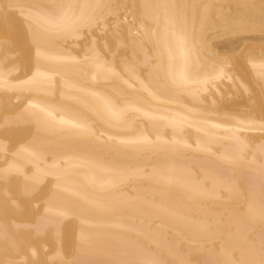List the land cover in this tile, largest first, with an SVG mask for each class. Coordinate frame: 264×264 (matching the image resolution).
Returning <instances> with one entry per match:
<instances>
[{
  "label": "bare ground",
  "instance_id": "bare-ground-1",
  "mask_svg": "<svg viewBox=\"0 0 264 264\" xmlns=\"http://www.w3.org/2000/svg\"><path fill=\"white\" fill-rule=\"evenodd\" d=\"M0 264H264V0H0Z\"/></svg>",
  "mask_w": 264,
  "mask_h": 264
}]
</instances>
